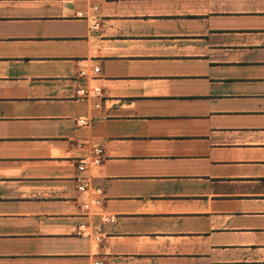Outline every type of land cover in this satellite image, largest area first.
Listing matches in <instances>:
<instances>
[{"label": "crops", "instance_id": "crops-1", "mask_svg": "<svg viewBox=\"0 0 264 264\" xmlns=\"http://www.w3.org/2000/svg\"><path fill=\"white\" fill-rule=\"evenodd\" d=\"M0 264H264V0H0Z\"/></svg>", "mask_w": 264, "mask_h": 264}, {"label": "built area", "instance_id": "built-area-1", "mask_svg": "<svg viewBox=\"0 0 264 264\" xmlns=\"http://www.w3.org/2000/svg\"><path fill=\"white\" fill-rule=\"evenodd\" d=\"M94 71L99 72L100 68L97 67V68H95ZM97 91L98 90H95V92H97ZM77 93L81 97H87L88 96V92L86 89H80L77 91ZM78 123H80L81 125H86L87 121L84 119H80ZM102 159H103V150L101 148H96L92 151L91 158H89L88 160L90 161L91 164L97 165V164H100ZM86 166H87V162L85 160H82L78 165V169L84 170L86 168ZM80 189H83V186H81Z\"/></svg>", "mask_w": 264, "mask_h": 264}]
</instances>
